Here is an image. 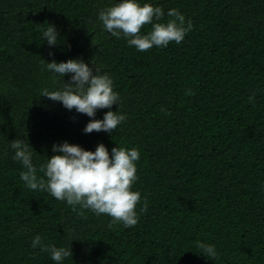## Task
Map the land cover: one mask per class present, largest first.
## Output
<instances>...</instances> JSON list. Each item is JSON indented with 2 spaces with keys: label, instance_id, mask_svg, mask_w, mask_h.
I'll use <instances>...</instances> for the list:
<instances>
[{
  "label": "trees",
  "instance_id": "trees-1",
  "mask_svg": "<svg viewBox=\"0 0 264 264\" xmlns=\"http://www.w3.org/2000/svg\"><path fill=\"white\" fill-rule=\"evenodd\" d=\"M118 2L0 0V264H57L33 249L36 235L72 251L60 264H264V0H138L161 7V22L175 8L194 25L182 43L144 52L99 20ZM47 22L59 34L53 46ZM69 59L113 80L118 104L95 116L124 114L112 133H85L91 117L40 96L71 83L72 74L47 71V62ZM16 139L32 151L38 177L65 141L93 152L100 143L109 153L137 148L138 224L110 228L107 215L81 216L79 206L28 189Z\"/></svg>",
  "mask_w": 264,
  "mask_h": 264
},
{
  "label": "clouds",
  "instance_id": "clouds-1",
  "mask_svg": "<svg viewBox=\"0 0 264 264\" xmlns=\"http://www.w3.org/2000/svg\"><path fill=\"white\" fill-rule=\"evenodd\" d=\"M165 13L161 7L150 3H139L138 0H120L99 12V20L104 29L116 38L123 36L128 46L144 52L154 46L166 48L170 43H182L187 33L193 30L191 20L185 21V16L178 9H170L167 22H161ZM48 23V22H47ZM43 36L50 46L56 45L59 34L55 25L48 23ZM145 25H152L147 34H141ZM54 55V53H49ZM45 61V60H44ZM47 71L60 76L71 75V83H65L62 90H42L40 96L61 102L69 111L75 109L79 114H85L92 119L83 129L85 133H112L118 125L126 120L124 114L107 111L103 119H95L97 110L111 109L118 104L119 94L114 91L113 80L107 74H101L99 67L93 68L82 59H69L66 62H47ZM195 93L188 89L185 95ZM255 93L248 102L255 106ZM15 150L13 159L23 166L20 179L25 186L33 191L49 193L59 201H66L73 211L79 206L78 213L83 216L84 209L96 215H107L111 218L109 227L122 224L124 228H132L139 222L137 211L141 203V193L133 191V185L138 180L137 161L140 152L137 148L114 147L109 153L107 147L100 143L96 150H85L78 144L67 141L53 145L52 151L59 153L48 158L40 167L43 176H37V169L32 162V151L24 139H16L10 143ZM149 201L143 198L140 213L147 212ZM207 258L215 259L218 254L211 244L197 242ZM33 249L39 247L43 252H49L51 259L57 264L64 258L73 256L71 250L65 247L57 248L45 244L41 236L36 235L32 241Z\"/></svg>",
  "mask_w": 264,
  "mask_h": 264
}]
</instances>
